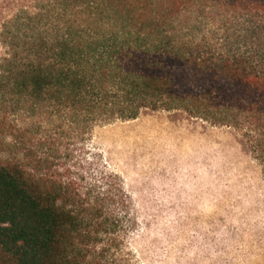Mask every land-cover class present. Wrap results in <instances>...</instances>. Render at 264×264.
<instances>
[{"label": "trees", "instance_id": "16d2710c", "mask_svg": "<svg viewBox=\"0 0 264 264\" xmlns=\"http://www.w3.org/2000/svg\"><path fill=\"white\" fill-rule=\"evenodd\" d=\"M201 1L0 0V264H133L128 194L61 172L65 138L81 150L97 126L183 111L264 160V26L200 36L180 17ZM212 1L264 18V0Z\"/></svg>", "mask_w": 264, "mask_h": 264}, {"label": "rangeland", "instance_id": "374dc122", "mask_svg": "<svg viewBox=\"0 0 264 264\" xmlns=\"http://www.w3.org/2000/svg\"><path fill=\"white\" fill-rule=\"evenodd\" d=\"M237 14L203 0L180 20H198V34L215 38L242 34L239 25L264 26V18ZM86 139L81 150L63 140L60 170L73 167L88 180L116 176L130 198L133 264H264V160L239 130L145 109L97 126ZM35 150L42 154V144Z\"/></svg>", "mask_w": 264, "mask_h": 264}]
</instances>
